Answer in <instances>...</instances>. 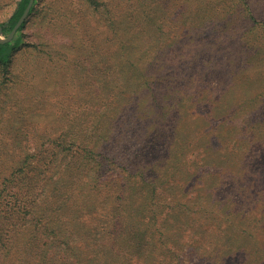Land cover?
I'll return each mask as SVG.
<instances>
[{
    "label": "rangeland",
    "instance_id": "rangeland-1",
    "mask_svg": "<svg viewBox=\"0 0 264 264\" xmlns=\"http://www.w3.org/2000/svg\"><path fill=\"white\" fill-rule=\"evenodd\" d=\"M0 0V264H264V0ZM34 232V234L32 233Z\"/></svg>",
    "mask_w": 264,
    "mask_h": 264
},
{
    "label": "trees",
    "instance_id": "trees-1",
    "mask_svg": "<svg viewBox=\"0 0 264 264\" xmlns=\"http://www.w3.org/2000/svg\"><path fill=\"white\" fill-rule=\"evenodd\" d=\"M29 3V0H19L16 9L5 24L2 26V32L8 34L9 31L18 23L22 17L25 9ZM20 42L12 40L10 42L0 43V66H6L9 64L13 52L18 49ZM21 169L17 170L13 177L8 180L9 182L3 184L0 189V243L5 240L10 229L3 226H7L1 223V220L13 226L19 220H23V217L30 214L31 203L29 202L30 189L28 188L27 180V168L28 165L21 164ZM34 234V232H32ZM101 258L94 256L90 264H94L95 261H100Z\"/></svg>",
    "mask_w": 264,
    "mask_h": 264
},
{
    "label": "water",
    "instance_id": "water-1",
    "mask_svg": "<svg viewBox=\"0 0 264 264\" xmlns=\"http://www.w3.org/2000/svg\"><path fill=\"white\" fill-rule=\"evenodd\" d=\"M33 1H34V0H29V3H28V5H27V7H26V9H25V12L23 13V15H22V17L20 18V20L18 21V23L15 25L13 32L19 27V25H20L22 19H24L25 16H26V14L29 12V10H30V8H31V6H32ZM0 30H1V29H0ZM0 43H2V42H0Z\"/></svg>",
    "mask_w": 264,
    "mask_h": 264
}]
</instances>
